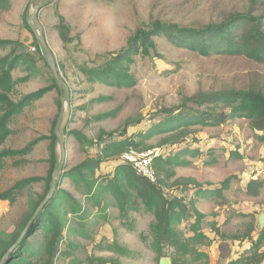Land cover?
<instances>
[{"label":"rangeland","instance_id":"1","mask_svg":"<svg viewBox=\"0 0 264 264\" xmlns=\"http://www.w3.org/2000/svg\"><path fill=\"white\" fill-rule=\"evenodd\" d=\"M31 1L13 0L8 11H0V39L21 44L27 56L26 63L12 73L14 85L10 96L14 101L56 83L43 54L35 57L30 52L34 45L40 47L24 24L32 12ZM40 4L45 7L35 19L36 26L47 38L59 77L69 89L60 125L65 147L62 171L95 159L101 151L99 144L105 141L130 139L139 143L99 166L94 177L88 179L98 185L102 177L113 178L126 151L160 149L161 158L170 161L166 168L172 172L170 179L160 178L166 183L165 191L203 215L200 231L207 239L194 247L204 252L207 259L193 264H254L252 261L264 251V240H259L264 226L258 227V217L264 213L261 133L253 130L245 118L229 119L219 126L196 124L185 128L166 123L181 110L208 111L210 104L186 103L187 108H181L185 98L198 94L247 89L264 93V64L243 55L205 57L156 36L157 54L151 53L146 58L132 55L129 73L136 83L130 88L91 84L79 67L101 65L99 57L117 54L137 30L151 31L156 22L198 30L217 27L233 17L260 19L264 17V0L255 4L250 0H43ZM60 18L69 28L67 43L58 38L55 30ZM260 21L264 30V18ZM235 23L232 34L240 35L246 28L240 21ZM25 37L29 38L24 41ZM7 52H0V56ZM28 76L29 80L24 81ZM61 99L58 85L55 91L26 106L9 123V133L0 150L18 151L35 139L46 140L23 156L1 161L0 193L19 180L47 176L50 142L46 137L56 123ZM219 108L215 111H220ZM127 121L131 124L125 128ZM72 131L84 135L97 148L82 150L75 136L69 134ZM56 151L59 161L58 145ZM60 189L75 199L78 211L68 198L59 199L63 240L54 264H89L90 259L97 258L113 264H159L161 258L149 247L148 238L154 217L142 206L120 218L116 200L108 195L103 197L102 212L96 208V197L81 194L85 192L83 184L75 185L66 179ZM45 191L43 182L36 183L22 190L12 203L0 202V256L11 236L23 226L19 238L24 237L30 214L48 196L47 193L45 197ZM105 214L107 218L102 216ZM194 221L190 217L176 228L185 238L192 237L189 227ZM141 236L147 237V241ZM43 238L42 230L35 229L28 243L35 239L41 244ZM172 253V249L165 248L162 255L170 259ZM6 258L3 257L2 263Z\"/></svg>","mask_w":264,"mask_h":264},{"label":"trees","instance_id":"2","mask_svg":"<svg viewBox=\"0 0 264 264\" xmlns=\"http://www.w3.org/2000/svg\"><path fill=\"white\" fill-rule=\"evenodd\" d=\"M11 1L13 0H0V11H8ZM256 1L250 0L251 4H255ZM238 18L233 17L227 23L217 27L209 26L198 30L179 29L176 25H164L156 22L151 31L137 30L129 38L126 46L117 54L99 57L103 61L101 65L94 67L82 65L79 69L85 75L87 82L91 84L108 83L117 88H130L136 83L134 77L129 73V64L133 62L132 55L138 54L146 58L151 53L157 54L154 42L156 36H163L176 46L187 48L205 57L211 54L243 55L247 59L264 64V30L260 21L264 17H260V19L245 16ZM239 21L243 23L246 29L240 35H234L231 30L237 24L235 22ZM24 24L29 30L26 21ZM55 29L63 43L69 42V28L63 23L62 18H60V22ZM18 48L20 51H18ZM7 50L6 54L0 56V144L9 133L8 125L13 117L32 102L58 87V84L54 83L50 87L42 88L22 97L19 101H14L10 96L14 85L12 73L26 63L27 56L21 44L0 39V52ZM38 50L39 54L42 55L40 47H38ZM186 103H192L196 106L210 104L212 107L205 112L190 108L188 112L181 110L177 115L169 119L166 125L176 124L185 128L196 124L201 126H219L229 119L245 118L249 121L253 130L261 133L259 140L264 142V93L261 90L247 89L216 94H198L185 98L181 108L186 109ZM58 105L60 107V104ZM218 107L221 110L215 111ZM173 121L174 123H171ZM130 124L127 121L125 128ZM54 125L55 122L49 137H46L50 142L48 145L49 155L46 160L49 165L47 176L44 178L32 177L15 182L12 187L0 193V202L12 203L22 190L41 182L46 186V197L50 188L51 175L59 162L56 151L57 141L53 134ZM69 134L75 136L77 143L83 147L82 150L86 151L95 146L91 140L86 139L79 132L72 131ZM41 140L46 139L45 137L35 139L18 151L0 150V163L6 158L23 156L29 153ZM103 144L101 152L95 159H87L80 166L69 171H62L63 168L61 169L62 173L57 177V185L52 197L39 211L23 238L20 239L19 237L24 226L11 236L1 253L0 264H54L63 238V224L59 216L60 210L57 209L59 207V199L61 197L68 198L75 205V209H78L77 202L73 197H70L67 192L60 189L63 180L70 179L75 184L82 183L85 188V194L91 195L95 182L88 181V179L94 177L95 171L101 163L123 153L129 147H137L139 145V143H134L130 139ZM189 153L193 154V152ZM168 164H170V161L163 160L161 157L154 160L152 165L155 172L154 182L137 176L129 165H119L113 178L107 181L106 188L111 191L121 212L137 211L142 206L144 211L153 215L154 222L149 228V247L157 255L158 259L162 258L163 250L168 248L173 250L170 256L171 264H193L202 258L207 259V255L204 252L194 247L197 244L201 245L207 239L200 231V220L203 215L193 207L184 204L182 199L165 191L164 186H166V183L160 178L162 176H165V179L171 178L172 172L166 168V166H169ZM188 184L192 183L189 182ZM37 207L38 205L35 206L30 214L29 221L34 216ZM190 217L195 218L194 223L189 227V231L193 235L185 238L176 226L182 221H188ZM35 229H41L44 233L41 244L35 239L32 243H28V239L34 234ZM141 238H143L144 242L147 241V237L141 236ZM259 240H264V230L261 231ZM254 246L258 248V242H255ZM4 256H7V258L2 263ZM252 262L254 264H263L264 251L259 253L258 259ZM89 264H109V262L97 258L90 259Z\"/></svg>","mask_w":264,"mask_h":264},{"label":"water","instance_id":"3","mask_svg":"<svg viewBox=\"0 0 264 264\" xmlns=\"http://www.w3.org/2000/svg\"><path fill=\"white\" fill-rule=\"evenodd\" d=\"M42 1L43 0H32L31 1L32 12L27 17L26 24H27L30 32L33 34V36L35 37V39L37 40V42L39 43V45L41 47L42 54H43L48 66L50 68V71L52 73L54 81L61 88L62 99H61L60 111H59L58 117L56 119V123H55L54 129H53V134L56 137L60 158H59V162H58L57 167L54 169V171H53V173L51 175V183H50L48 196H47L46 200L42 202V204L40 205L39 209L41 207H43L45 205V203L52 197L54 189H55V187L57 185L58 174L60 173V171H61V169H62V167L64 165V161H65V147H64V141H63V139H62V137L60 135V125H61V122H62L65 106H66V103H67V100H68V95H69V89H68L66 83L59 77V74H58L57 69H56L55 64H54V60H53L52 54H51V52L49 51V49L47 47L43 32L35 24V19H36L37 15H38L40 3ZM39 209L36 210L34 216L30 219L28 225L26 226V230L30 227L31 223L33 222L35 217L38 215ZM263 226H264V213L260 214L259 217H258V227L261 228ZM26 230L24 231L23 235L25 234ZM20 239H19V241H20ZM159 264H171V261L166 256H163L160 259Z\"/></svg>","mask_w":264,"mask_h":264},{"label":"built area","instance_id":"4","mask_svg":"<svg viewBox=\"0 0 264 264\" xmlns=\"http://www.w3.org/2000/svg\"><path fill=\"white\" fill-rule=\"evenodd\" d=\"M30 52L36 54V47H31ZM159 157H162L160 149L128 150L121 156V162L129 165L137 176L154 182L155 172L152 165Z\"/></svg>","mask_w":264,"mask_h":264},{"label":"crops","instance_id":"5","mask_svg":"<svg viewBox=\"0 0 264 264\" xmlns=\"http://www.w3.org/2000/svg\"><path fill=\"white\" fill-rule=\"evenodd\" d=\"M15 1V0H14ZM13 2V1H12ZM10 7H11V5H10ZM44 5L41 7V4H40V7H39V12H38V14H40L41 12H42V10L44 9ZM38 16V15H37ZM35 24L36 25H38L36 22H35ZM56 26V25H55ZM56 30V29H55ZM31 33V32H30ZM32 34V33H31ZM33 35V34H32ZM44 35V34H43ZM45 36V35H44ZM29 37H25V39H24V41L25 40H27ZM58 38H60V37H58ZM45 41H47V38H45ZM46 44H47V42H46ZM33 47H36L37 49H38V47L36 46V45H34ZM29 54H31V53H29ZM32 55V54H31ZM34 55H36L35 57H37V56H40V54L39 53H37V54H34ZM33 56V55H32ZM45 59V58H44ZM23 66V65H22ZM29 77L30 76H28V77H25L24 79V81H26V80H29ZM56 89H53V90H51V91H49V92H47L46 94H48V93H50V92H52V91H55ZM14 118V117H13ZM103 143H107V141H105V142H103ZM103 143H100L99 144V146H100V150L103 148V146H104V144ZM93 148H97L96 147V145L93 147ZM90 150H93V149H90ZM101 152V151H100ZM99 152V153H100ZM99 153H98V155H99ZM104 163V162H103ZM103 163H101V165L103 164ZM101 179V182H103V180H105L104 181V183H102L101 184V182L98 184V185H96L95 183H94V188H93V192H92V194L90 195V196H93V197H96L98 200H97V202L95 203V205H96V208H97V210L98 211H102L103 212V209L105 210V201L103 200V197L104 196H106V195H108L111 199H113V201L115 202V200H114V196L111 194V191L110 190H108L107 188H106V186H107V181H110L111 179H107V177H102V178H100ZM107 179V180H106ZM64 180H66V179H64ZM72 182V181H71ZM95 182V181H94ZM72 184H75V183H73L72 182ZM79 184H82V183H79ZM75 185H77V184H75ZM81 194H83V195H87V194H85V192L84 193H81ZM75 200V199H74ZM77 204V203H76ZM116 204V206L115 207H117L118 208V213H119V216H120V218H122V217H125L128 213H126V212H121L120 211V209H119V207H118V204L117 203H115ZM77 211H78V209H77ZM108 212V211H107ZM128 212V211H127ZM104 218H107L108 216L105 214V215H102ZM122 231H124V229H122ZM119 234H121V231L119 232ZM62 240H63V238H62ZM109 262V264H113V263H110V261H108Z\"/></svg>","mask_w":264,"mask_h":264}]
</instances>
